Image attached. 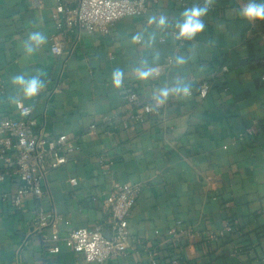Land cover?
Masks as SVG:
<instances>
[{
  "label": "crops",
  "instance_id": "1",
  "mask_svg": "<svg viewBox=\"0 0 264 264\" xmlns=\"http://www.w3.org/2000/svg\"><path fill=\"white\" fill-rule=\"evenodd\" d=\"M185 1L152 2L108 32L82 31L72 53L57 55L50 41L56 0H0V119L18 116L21 100L34 106L37 132H72L80 144L69 162L49 171L41 198H28L22 210L0 199V264H264V21L239 16L244 0H214L195 40L181 43L171 27L148 24L149 17L165 15L172 25L184 9L203 4ZM37 31L46 43L26 56L23 43ZM137 33L155 34L153 47L132 43ZM177 56L187 63L178 66ZM141 60L155 68L154 78L141 82L132 75ZM224 65L229 70L220 72ZM115 68L125 72L120 89L111 81ZM21 74L41 77L39 95L19 94L12 78ZM178 80L188 85L187 95L170 91L176 99L162 114L125 126L126 91L149 100ZM206 80L211 89L202 97ZM248 128L254 134L240 139ZM103 156L114 161L109 170ZM115 182L142 185L127 255L90 263L64 243L51 251L57 244L52 228L47 238L33 231L34 212L43 206L62 217L61 234L103 224L109 235L104 199ZM10 187L2 184L0 191ZM226 221L233 229L221 235Z\"/></svg>",
  "mask_w": 264,
  "mask_h": 264
},
{
  "label": "built area",
  "instance_id": "2",
  "mask_svg": "<svg viewBox=\"0 0 264 264\" xmlns=\"http://www.w3.org/2000/svg\"><path fill=\"white\" fill-rule=\"evenodd\" d=\"M159 1L56 0V31L50 38L51 51L57 55L72 53L82 31L108 32L118 19L128 15H142L152 2ZM182 3L185 4L186 1L182 0ZM228 70L229 66L224 65L220 72ZM262 78L264 79V75ZM210 89L211 83L208 80L199 85L202 97ZM2 93L1 87L0 96ZM123 96L128 105L125 122L127 127H134L152 116L162 114L168 101L176 99L175 95H169L163 103L158 104L153 98L148 100L141 97L135 90H128ZM17 109L18 116L5 115L0 119V185H11L10 188L0 191V199L16 210H22L28 198H41L45 194V181L49 171L69 162L80 150V144L78 135L72 132L61 133L55 137L46 132H37L35 126L38 120L32 104L20 100L17 101ZM95 128L96 125H91V129ZM254 132V128H248L239 138L243 139L246 134ZM102 164L109 170L114 161L103 156ZM70 181L77 184L78 178L72 177ZM141 189L140 183H114L110 195L104 199L110 214L109 235L104 232L103 224L82 225L61 234L57 225L62 217L43 206H38L34 212L32 229L47 238L46 229L52 228L51 238L57 244L51 251L59 252V244L64 243L74 252L82 253L90 263H103L110 257L125 256L131 245L130 217ZM232 229V223L226 221L220 234L224 235ZM171 232L177 234L175 228ZM190 233L193 234L191 231Z\"/></svg>",
  "mask_w": 264,
  "mask_h": 264
},
{
  "label": "clouds",
  "instance_id": "3",
  "mask_svg": "<svg viewBox=\"0 0 264 264\" xmlns=\"http://www.w3.org/2000/svg\"><path fill=\"white\" fill-rule=\"evenodd\" d=\"M214 0H203V4H193L192 7L186 8L174 24L169 25V18L161 15L158 18L149 17L148 24L155 25L158 30H165L171 27L175 32V38L178 40L192 41L202 34L205 30L204 17L207 16L209 8ZM239 16L248 22L264 21V2L257 0H244V3L239 8ZM46 43V37L41 32H33L23 43V50L26 56H32L38 49ZM132 43H143L145 47L152 48L155 43V34L147 37L143 33H137L132 37ZM175 63L182 66L187 63L185 57L177 56ZM132 75L135 79L143 82L156 75L155 68L149 64L147 60H141L132 70ZM125 72L121 68H115L111 74L112 85L116 89L123 87ZM13 86L18 90L19 94L26 99H31L39 95L44 88V81L39 75L26 77L24 75H16L12 78ZM170 91L176 95H187L190 91L188 85L178 80L173 85L172 89L162 88L159 95H154L153 99L156 103H163L170 95Z\"/></svg>",
  "mask_w": 264,
  "mask_h": 264
}]
</instances>
